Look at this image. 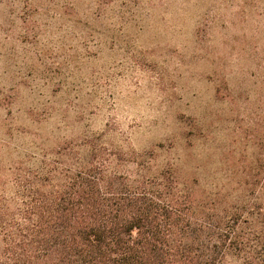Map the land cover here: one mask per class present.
Instances as JSON below:
<instances>
[{"label": "rangeland", "instance_id": "rangeland-1", "mask_svg": "<svg viewBox=\"0 0 264 264\" xmlns=\"http://www.w3.org/2000/svg\"><path fill=\"white\" fill-rule=\"evenodd\" d=\"M94 156L227 199L264 177V0H0V215Z\"/></svg>", "mask_w": 264, "mask_h": 264}, {"label": "trees", "instance_id": "trees-1", "mask_svg": "<svg viewBox=\"0 0 264 264\" xmlns=\"http://www.w3.org/2000/svg\"><path fill=\"white\" fill-rule=\"evenodd\" d=\"M55 171V170H54ZM245 193L131 177L104 160L52 172L0 215V264H264V177Z\"/></svg>", "mask_w": 264, "mask_h": 264}]
</instances>
